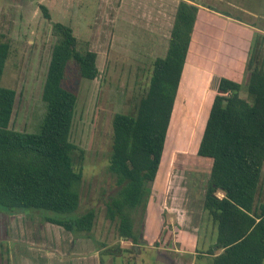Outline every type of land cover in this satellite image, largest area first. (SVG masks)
I'll list each match as a JSON object with an SVG mask.
<instances>
[{
  "label": "rangeland",
  "instance_id": "obj_1",
  "mask_svg": "<svg viewBox=\"0 0 264 264\" xmlns=\"http://www.w3.org/2000/svg\"><path fill=\"white\" fill-rule=\"evenodd\" d=\"M188 1L198 5L199 12L159 169L134 213V231L141 233L143 240L138 251L120 236L117 220L105 216V201L117 188L108 169L112 118L115 113L135 112L148 85L152 60L165 53L178 0H0V42L9 45L0 85L16 92L10 123L13 129L33 132L41 121V93L55 42L54 22L69 25L81 47L86 43L97 53L99 69L96 78L84 79L77 64L69 60L62 80V85L77 96L70 141L82 150V158H76L74 166L81 168L82 179L73 215L95 211L88 233L91 238L81 254L69 248L60 250L58 245L66 243L69 235L52 222L58 218L55 213L1 209L0 264H52L51 257L44 255L47 249L62 251L53 252L55 260L70 259L71 264H163L155 259L157 252L179 264H211L207 252L217 234L203 209L211 159L200 157L197 147L220 76L238 81L239 95L247 98L250 68L264 58V0ZM227 18L242 27L218 21ZM245 40H249L246 56L239 52ZM217 42L232 47H223L218 63L208 73L209 67L200 63L211 60L216 52L205 51L203 46L211 48ZM230 56L239 62H231ZM194 63L199 64L195 69ZM263 188L264 165L258 197ZM160 202L164 210L157 211ZM213 250L216 254L220 251Z\"/></svg>",
  "mask_w": 264,
  "mask_h": 264
},
{
  "label": "trees",
  "instance_id": "obj_2",
  "mask_svg": "<svg viewBox=\"0 0 264 264\" xmlns=\"http://www.w3.org/2000/svg\"><path fill=\"white\" fill-rule=\"evenodd\" d=\"M197 10L188 0L178 1L165 54L152 60L135 112L112 118L108 169L117 188L105 201V216L117 220L120 236L134 241V213L159 169ZM53 34L41 93L44 112L36 131L10 126L16 92L0 85V210L51 211L58 217L52 222L89 233L95 211L73 215L82 179L81 168L74 166L82 150L70 141L77 96L62 80L69 60L81 78H96V52L86 43L81 47L67 24L54 22ZM8 52L9 45L0 42V77ZM239 90L238 81L218 79L197 147L199 156L211 159L203 209L216 228L213 248L220 250H208L211 264H264V188L258 197L264 165V58L250 68L247 98Z\"/></svg>",
  "mask_w": 264,
  "mask_h": 264
},
{
  "label": "crops",
  "instance_id": "obj_3",
  "mask_svg": "<svg viewBox=\"0 0 264 264\" xmlns=\"http://www.w3.org/2000/svg\"><path fill=\"white\" fill-rule=\"evenodd\" d=\"M179 1V0H178ZM198 9H199V6H198ZM197 12H199L198 10H197ZM196 16H197V13H196ZM196 20V19H195ZM218 21H222V22H224V24L226 25V24H229V25H232V26H234V27H242V25H240V26H238V25H233V24H231V22H229L230 21V19L229 18H227V19H218ZM207 23H209L208 21H206ZM195 23V22H194ZM238 29H240V28H238ZM251 32H252V30H250ZM229 34H232V33H229ZM219 37V36H218ZM236 36L233 34V39L235 38ZM191 39H192V34H191ZM191 39H190V43H189V47H188V52H187V56H186V60H185V63H184V68H183V71H182V76H181V78H182V80H183V76H184V73H185V68H186V64H187V59H188V54H189V48H190V45H191ZM233 39H230V38H228V40L229 41H232ZM218 40V39H217ZM216 42V38H214V40H213V42ZM243 43H244V39H243ZM216 44V43H215ZM87 47L90 49V50H93V49H91L90 47H89V45L87 44ZM205 47H206V49H205ZM209 47V48H208ZM223 47H226V48H230V47H232L231 46V44H230V46H223ZM222 46H220L219 45V43L217 42V46H214V47H211L210 48V46L208 45V44H206V45H204L203 46V49L205 50V51H207L208 49H210L211 50V52L213 53V51L215 50V56L211 59V60H208L206 63L204 62V60H202V62L200 63V64H202V65H204V66H206V68H208L209 67V69H208V73L210 72V70H213V66L214 65H216L217 63H218V59H219V55H220V53H221V50L222 49H224ZM167 48V47H166ZM214 48V49H213ZM244 48V49H243ZM243 48H241L240 50H239V52H240V54H244L245 56H246V52L248 51V48H249V40H248V42H247V40H245V47L243 46ZM94 51V50H93ZM166 51V50H165ZM95 52V51H94ZM165 54V53H164ZM163 54V55H164ZM162 55V56H163ZM203 55H201V57H202ZM157 57V56H156ZM228 59H230V61L231 62H233V61H238L237 59L238 58H235V57H232V56H230V57H228ZM232 59H234V60H232ZM244 59H245V57H244ZM96 60H97V53H96ZM204 62V63H203ZM221 62L222 63H225V61H224V59L222 58L221 59ZM229 62V61H228ZM239 62V61H238ZM194 65V68L193 69H195V66L196 65H199V64H193ZM96 66H97V63H96ZM98 68V67H97ZM211 73V72H210ZM222 76H224V75H222ZM222 76H220V77H222ZM225 77H228V76H225ZM228 78H230V77H228ZM231 79H233V78H231ZM233 80H235V79H233ZM181 83V82H180ZM180 87V86H179ZM178 91H179V89H178ZM178 94V93H177ZM177 98V97H176ZM201 157V156H200ZM222 195V194H221ZM59 249H60V247H59ZM63 249V248H62ZM62 249H60V250H62ZM65 249V248H64ZM38 250V249H37ZM39 252H43V251H40V250H38ZM59 251V250H58ZM53 252H55V251H53ZM52 252V249L50 250V249H47L45 252H44V255H48L49 257H51V259H52V264H58V261H59V259H56L55 260V255H54V253ZM61 252L62 251H59V252H55V253H57V254H61ZM88 254V253H87ZM91 255V254H90ZM88 257H89V255H88ZM87 257V258H88ZM69 260L70 259H62L61 261H59V264H71L70 262H69ZM75 261V260H74ZM76 262V261H75ZM77 263V262H76ZM78 264V263H77Z\"/></svg>",
  "mask_w": 264,
  "mask_h": 264
},
{
  "label": "flooded vegetation",
  "instance_id": "obj_4",
  "mask_svg": "<svg viewBox=\"0 0 264 264\" xmlns=\"http://www.w3.org/2000/svg\"><path fill=\"white\" fill-rule=\"evenodd\" d=\"M176 183H178V180L176 179ZM163 197L164 198V195L160 196V198ZM162 198V199H163ZM161 205H157V211H162V209L164 210L163 208V202H160ZM80 215V214H79ZM160 218H163L162 215H158ZM55 225H58L56 223H54ZM60 226V225H58ZM62 227V226H60ZM65 231L68 232V235H69V240L65 243L64 241L62 242L61 245H58V247H60V249L62 248H69L72 252H75L76 254H81L82 251H81V248H85L86 244H87V239H90L91 237L89 236L88 233H85V232H82V231H74V230H67L65 229L64 227H62ZM125 240L129 241L132 249L134 250H138L140 251L141 249L138 248V244L141 243L143 240H142V234H138L137 235V238L136 240H132V239H128V238H125ZM98 250V249H97ZM124 253L121 252V253H118L117 255H114L115 257L116 256H120ZM110 254V253H109ZM103 255V258H105V255ZM101 255V257H102ZM194 255H196V253H194ZM101 258V259H103ZM170 260V264H179L178 261H176L174 258L170 257L169 258ZM164 264V263H163Z\"/></svg>",
  "mask_w": 264,
  "mask_h": 264
},
{
  "label": "water",
  "instance_id": "obj_5",
  "mask_svg": "<svg viewBox=\"0 0 264 264\" xmlns=\"http://www.w3.org/2000/svg\"><path fill=\"white\" fill-rule=\"evenodd\" d=\"M155 259L159 262H162L164 264H170V260L169 258L163 254V253H159L157 252L156 256H155Z\"/></svg>",
  "mask_w": 264,
  "mask_h": 264
}]
</instances>
